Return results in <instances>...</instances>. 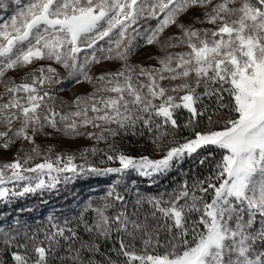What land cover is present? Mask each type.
Instances as JSON below:
<instances>
[{
  "label": "snow or ice",
  "instance_id": "6c2138e0",
  "mask_svg": "<svg viewBox=\"0 0 264 264\" xmlns=\"http://www.w3.org/2000/svg\"><path fill=\"white\" fill-rule=\"evenodd\" d=\"M9 10L0 22V149L18 141L33 147L0 164V201L58 191L62 182L81 178L115 179L101 205H88L96 219L84 225L87 240L54 217L42 230L24 231L22 242L12 226L0 227V264H94L100 239L113 233L123 264H264V0H0V11ZM173 28L176 33L166 35ZM154 45L166 53L159 68L130 65L136 49ZM175 47L188 51L168 52ZM106 60L122 67L89 75ZM17 71L24 72L19 83L7 75ZM166 79L180 83L166 88L159 83ZM83 82L94 92L76 96L68 111L63 103L57 108L61 86ZM184 130L189 134L181 135ZM145 132L158 158L111 144L101 163L114 167L88 161L95 147L77 163L75 154L53 158L51 148L43 152L35 143L38 135L55 133L107 143ZM187 162L207 174L154 196L135 188L131 214H107L128 203L119 188L129 189L132 174L151 186L182 173ZM145 204L150 210L142 216L138 207ZM161 234L166 250L149 252L160 246ZM124 237L139 238L144 249L137 252Z\"/></svg>",
  "mask_w": 264,
  "mask_h": 264
},
{
  "label": "rangeland",
  "instance_id": "374dc122",
  "mask_svg": "<svg viewBox=\"0 0 264 264\" xmlns=\"http://www.w3.org/2000/svg\"><path fill=\"white\" fill-rule=\"evenodd\" d=\"M22 2H26V0H22ZM2 14L0 15V22H3L12 14L11 10L8 12H3L1 11ZM186 21L188 20V17L184 18ZM153 24L155 23L154 21L152 22ZM197 27H211L210 25H197ZM176 33V29H170L166 35H172ZM163 39V37H162ZM103 44V42H101ZM188 49L186 47H175V48H170L168 49V52L171 53H179V52H187ZM166 55L164 51H162L159 47V45H154V46H144L136 49L135 53L133 56L130 58V65L134 66H142L144 68H159L160 65L158 63V58L161 56ZM54 67H57L60 75L64 78H67V72L60 68L59 66L53 64ZM122 67V62L118 60H106L103 61L99 65H92L89 75L93 76H99L102 72L105 71H116L119 70ZM23 71H17V72H9L7 75L13 77L17 83L21 82L23 79ZM142 82L147 83V79L145 77L140 78ZM162 86L166 88H170L172 85L180 83L179 80L172 81V80H164L159 82ZM4 91V87L2 84H0V92ZM94 92V87L92 84H89L87 82H83L81 84H72L71 86L67 87L63 92H58L56 93L58 96L59 101L61 104L63 103L64 110L68 111V105L69 101H72L76 96H89ZM101 95H109V93H101ZM2 102V101H0ZM57 108H60L58 104H56ZM188 113L186 111L180 113L179 118H178V123L183 127V125L186 123L188 119ZM207 121H202V125L206 124ZM112 127H115V125H112ZM2 130V129H0ZM89 131H96L99 132V129H92L89 128ZM188 131L184 130L182 131L181 135H188ZM135 140L138 141V143H134L131 140H128L127 135H121L115 138L113 141L111 138L108 140V142L100 141L97 142L96 140L93 139H88L86 136L83 137H71V136H64L61 133H55L52 136H45V135H38L36 137V145H38L41 149V151L46 152L47 149L51 148L52 153L51 155L53 158L57 153H64V154H75L76 156V162L77 163H83L84 158L81 156V153L85 149H91L93 147L97 148L98 151L95 155H92L91 153H86L87 159L89 162L95 164L97 167H109V166H118L116 164L112 163H106L102 164L101 160L106 159L104 152L109 150V145L114 144L116 150L119 151H124L129 155H134V156H140V155H149L153 158H158V153L153 151V148L150 144V139H149V134L145 132L143 135H136L134 136ZM33 145L28 144V143H21L17 142L16 145L12 146L8 150L0 149V164L3 163H10L13 160L17 158V154L19 153L20 157H23V155L28 152ZM103 150V151H100ZM43 157H37L35 160L31 162V164L39 163L41 162ZM28 165V166H31ZM108 181L107 185V190L109 189L110 184L113 182L115 179L112 176L108 177H103ZM128 183L130 179H139L140 181H146L145 184L150 185V181L147 178H141L135 174H132L131 176L128 177ZM47 179V177H45ZM188 180L189 184L193 182V180L189 179H183ZM149 181V182H148ZM181 181L180 184L183 182ZM66 184L63 182L57 186L58 190L63 188ZM133 185L131 184L129 187V191ZM180 186V185H179ZM179 186L177 189H179ZM9 187H12V185H9ZM122 189L124 190V187L122 186ZM128 191V192H129ZM53 192H58L56 190H53L52 192H44L43 194H48V193H53ZM162 193V192H161ZM39 194V193H37ZM106 194V193H105ZM158 194V193H157ZM156 194V195H157ZM33 195V194H32ZM147 196V195H146ZM154 196V195H153ZM22 198V197H19ZM16 199V198H13ZM138 207V206H137ZM112 210V208H109L107 210V214L109 216H113V214H110L109 211ZM139 213L140 215H146L148 211L150 210L148 205H144L142 208H139ZM126 211V210H125ZM133 212V211H132ZM95 214L94 211L91 209L87 208L83 213H81V216L76 217L72 221L69 222L71 227H74L81 235L83 239H88V234L85 233L84 231V225L85 223L92 224L95 222L94 215L92 216L91 214ZM45 228L48 227V225L44 226ZM39 239H43V232L41 231L39 233ZM120 237L117 235V241L119 243ZM125 243H134L135 245V250L137 252H141L144 249V244L143 242L137 238L135 241H130L127 237H124ZM159 244L160 246L158 248H149L148 251H156V252H164L167 248V242L166 238L163 234H161L160 239H159ZM99 252L95 253L92 257L94 264H109V260L112 261H119V264H123L124 257L123 256H117L116 248L111 246V242L109 240H104L103 238L100 239L99 241ZM119 249V248H118ZM21 251H23L21 249Z\"/></svg>",
  "mask_w": 264,
  "mask_h": 264
},
{
  "label": "trees",
  "instance_id": "16d2710c",
  "mask_svg": "<svg viewBox=\"0 0 264 264\" xmlns=\"http://www.w3.org/2000/svg\"><path fill=\"white\" fill-rule=\"evenodd\" d=\"M2 14L5 13L0 11V15ZM71 85V83L62 85L63 90L60 92H63ZM68 103L70 104L71 101ZM56 104L61 106L58 96ZM127 138L134 143H138L134 136L130 134L127 135ZM206 174V169L187 162L184 165L182 173L173 172L167 177L159 179L156 184L151 186L147 185V183L145 184L146 181L130 179L129 186L132 184V181H135V185L131 187L130 191L128 189L123 190L122 186L119 188L121 194L125 195L128 203L126 205L116 204L109 213L115 215L117 212L126 210L127 213L131 214L136 201L135 188H138L140 193L145 196L156 195L161 192H172L178 190L177 187L183 179L194 180L196 177L203 178ZM107 185L108 181L105 178L92 176L72 181L58 190V192L28 195L12 199L10 202L0 201V227L8 229L12 226L13 233H21L20 240L22 242V233L24 231H28L31 234V232L38 229H44L45 225L49 226V217H54L57 222L63 224L65 220L70 222L76 217L81 216V213L87 210L89 204L93 208L101 205L103 197L107 192ZM91 215L93 216L94 214L92 213ZM94 219H96L95 215ZM17 221H19V227H16ZM108 240L111 242V246L113 244L116 249L119 248L117 234L113 233L112 237Z\"/></svg>",
  "mask_w": 264,
  "mask_h": 264
}]
</instances>
